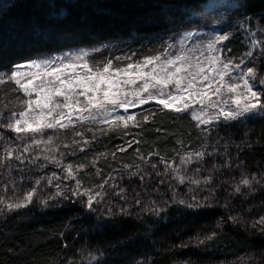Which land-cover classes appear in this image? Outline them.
I'll return each instance as SVG.
<instances>
[{"label": "trees", "instance_id": "16d2710c", "mask_svg": "<svg viewBox=\"0 0 264 264\" xmlns=\"http://www.w3.org/2000/svg\"><path fill=\"white\" fill-rule=\"evenodd\" d=\"M209 26L264 105V0H0V264H264V107L203 122L147 102L15 130V64L104 45L96 66L121 67Z\"/></svg>", "mask_w": 264, "mask_h": 264}, {"label": "rangeland", "instance_id": "374dc122", "mask_svg": "<svg viewBox=\"0 0 264 264\" xmlns=\"http://www.w3.org/2000/svg\"><path fill=\"white\" fill-rule=\"evenodd\" d=\"M224 37L215 26L186 29L178 32L158 54L121 67L111 63L96 66L98 61L95 57L104 45L77 47L17 63L15 65H23L19 69L21 75L12 81L25 96V107L17 114L14 125L17 127L16 120L27 128L28 125L41 127L53 123V118L60 125L71 123L74 118L87 121L106 119L117 114L118 110H125L123 106L112 105V99L130 101L134 105L139 99H148V102L165 107L164 103L158 102L163 100L170 105L165 108L190 109L193 116L203 122L253 113L256 108L243 111L245 106L256 103V97H252L244 87V80H248L259 96L258 85H255L256 75H247L249 69L245 67V60L237 61L226 55ZM209 45L212 47L209 48ZM262 46L264 48V44ZM155 57H160V61H156ZM166 60L174 63L167 67V71H161ZM146 61L152 63L146 64ZM34 63H40L42 67H28ZM224 64H228L227 69ZM128 65L134 67L129 68ZM176 67H181L179 73H175ZM105 68H108L107 72ZM172 73L175 74L171 75V82L166 83ZM205 76L207 80H204ZM16 80H19V84ZM59 80L68 83L61 85ZM190 83L192 87H189ZM145 84L149 86L147 91L143 90ZM24 85H27V89ZM229 85L239 87L229 91ZM56 89H60L62 94L56 95ZM82 92L85 95H81ZM105 93H108L107 97ZM86 97H90L91 101ZM225 113L232 115L226 116Z\"/></svg>", "mask_w": 264, "mask_h": 264}, {"label": "snow or ice", "instance_id": "6c2138e0", "mask_svg": "<svg viewBox=\"0 0 264 264\" xmlns=\"http://www.w3.org/2000/svg\"><path fill=\"white\" fill-rule=\"evenodd\" d=\"M50 6L53 7V8L56 7L55 4H52V5H50ZM55 28H56V25L53 24V30H55ZM188 35H191V33H189ZM37 39H39V38H37ZM224 39H226V37H224ZM211 47H212V45H209V48H211ZM177 59H184V58H183V57H178ZM216 59H218V58H216ZM155 60H156V61H160V57H155ZM147 63H152V61H146V64H147ZM173 63H174V61H172V60H166V61H164V62H163V65H162V67H161V71H167V67L170 66V65H172ZM13 67H14V70L10 73V75H9V77H8L9 80H15L16 77H18V76L21 75L19 69H20L21 67H23V65H14ZM28 67H29V68H31V67H35V68H37V69H40V68L42 67V65H41L40 63H34V64H30V65H28ZM128 67H129V68H132V67H134V66H133V65H128ZM224 68L227 69V68H228V64H224ZM104 71L107 72V71H108V68H105ZM180 71H181V67H176V68H175V73H179ZM117 72H119V70H117ZM153 72H155V68L153 69ZM175 73L169 74V79H168V81H167L166 83H170V82H171V75H174ZM247 75H248V76H254V73H253L252 69H249ZM58 79H59V78H58ZM221 79H223V74H221ZM204 80H207V76L204 77ZM3 82H4V77H3V76H0V83H3ZM158 82H159V81H158ZM16 83L19 84V80H16ZM29 83H31V81H29ZM52 83H55V82L53 81ZM59 83H60L61 85H65V84H67L68 82H67L66 80H59ZM176 83H177V86H179V83H180L179 80H177ZM192 86H193V84L190 83V84H189V87H192ZM210 86H211V85H208V87H210ZM24 87L27 89V85H24ZM148 87H149V86H148L147 84H145L143 90H144V91H147V90H148ZM237 87H239V85H229V91H235V89H236ZM244 87L247 89V91H248L249 93H251V96H252V97H256V103H252V104H250V105L245 106V108L243 109V111H249V110H251V109H255V108H257L258 106L264 107V105H260L259 96H258V94H257L256 91H253V90H252V87L250 86V84H249V82H248L247 79L244 80ZM217 91H219V89H217ZM61 94H62L61 90H60V89H56V95H61ZM80 94H81V95H85L84 92H82V93H80ZM107 96H108V93H105V97H107ZM149 98H151V97H149ZM170 98H171V97H170ZM86 99H89V101H91V98H90V97H86ZM36 102H37V104H39V98H37V101H36ZM147 102H148V99H139V100H137V101L135 102V105H134V104H132V102H130V101H119V102H118L116 99H112V100H110V103H111L112 105H114V106H123V107L125 108V110H127V108H128L129 106H136V105L144 104V103H147ZM158 102H159V103H164V106H165V107H169V106H170L169 104L165 103L163 100L158 101ZM234 102H235V103H238V101H234ZM58 106H59V105H58ZM66 106H67V105H66ZM176 111H180V109L177 108ZM21 115H23V114H21ZM225 115H226V116H231L232 114H231V113H225ZM120 118H121V117H118V119H120ZM61 119H63V117H61ZM127 119H133V117H132V116H128ZM15 123H16V126H17V127L15 128L16 131H31V132H36V131H39V130H40L39 127H33L32 125H28L27 128H25V129H21V128L19 127V125H20V123H21L20 120H16ZM61 126L64 127V125H61ZM41 127L53 128L54 125H53L52 123H47V124H43V125H41ZM77 134H79V133H77ZM34 142H35V141H34ZM127 147H131V144H129ZM126 150H127L126 147H121V148L118 149V151H126ZM198 155H202V154H198ZM153 167H155V166L153 165ZM243 183L247 184L248 181L245 180V181H243ZM31 199H32V197L29 196V197H28V200H31ZM91 204H92V199L89 198V200H88V205L91 206ZM17 206L19 207V205H17ZM189 206L191 207V205H189ZM260 223L264 224V219H262V220L260 221Z\"/></svg>", "mask_w": 264, "mask_h": 264}]
</instances>
